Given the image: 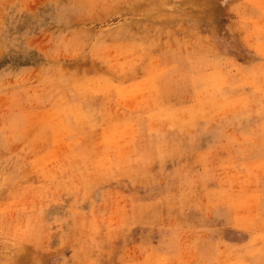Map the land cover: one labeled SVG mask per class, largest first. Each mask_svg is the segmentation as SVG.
<instances>
[{
  "label": "rangeland",
  "instance_id": "rangeland-1",
  "mask_svg": "<svg viewBox=\"0 0 264 264\" xmlns=\"http://www.w3.org/2000/svg\"><path fill=\"white\" fill-rule=\"evenodd\" d=\"M0 264H264V0H0Z\"/></svg>",
  "mask_w": 264,
  "mask_h": 264
}]
</instances>
